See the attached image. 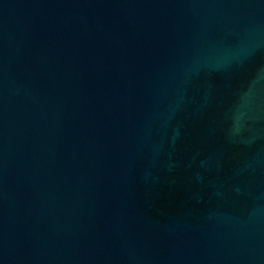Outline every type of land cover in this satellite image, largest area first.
Listing matches in <instances>:
<instances>
[{"label":"water","instance_id":"95a60500","mask_svg":"<svg viewBox=\"0 0 264 264\" xmlns=\"http://www.w3.org/2000/svg\"><path fill=\"white\" fill-rule=\"evenodd\" d=\"M0 264H264V0H0Z\"/></svg>","mask_w":264,"mask_h":264}]
</instances>
